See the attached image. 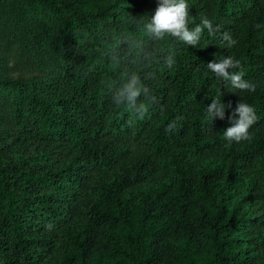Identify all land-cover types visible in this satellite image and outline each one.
I'll list each match as a JSON object with an SVG mask.
<instances>
[{
    "label": "trees",
    "instance_id": "obj_1",
    "mask_svg": "<svg viewBox=\"0 0 264 264\" xmlns=\"http://www.w3.org/2000/svg\"><path fill=\"white\" fill-rule=\"evenodd\" d=\"M186 3L219 26L197 47L151 41L157 0H0V264H264V0ZM225 56L254 92L207 68ZM132 74L143 119L112 100ZM240 101L257 122L229 144Z\"/></svg>",
    "mask_w": 264,
    "mask_h": 264
},
{
    "label": "clouds",
    "instance_id": "obj_2",
    "mask_svg": "<svg viewBox=\"0 0 264 264\" xmlns=\"http://www.w3.org/2000/svg\"><path fill=\"white\" fill-rule=\"evenodd\" d=\"M189 15V6L186 0H157L154 12L147 21L142 22V28L153 42L162 41L165 36H171L193 47H197L201 34L205 29L210 35L219 30V26L213 27L212 22L206 17H201L199 24L189 27ZM222 39L229 48L237 43V40L233 39L227 32L222 34ZM127 43L133 47H140L135 41H128ZM141 53L145 61L150 59V51H144L141 48ZM163 59L165 66L172 68L175 64V53L169 52ZM207 68L217 77L222 78L226 84L230 85V92H232L231 89L255 91V84L244 79L241 61L232 56H225L218 61H210L207 63ZM142 94L147 96L148 89L138 75L132 74L127 77L124 83L114 88L112 100L116 105H126L129 111L134 112L138 118L143 119L148 107L143 102L138 103ZM230 107V103L225 104L221 100L213 99L206 108L210 122L214 118L223 120L225 118V109ZM228 120L231 126L224 130L223 136L229 144L251 139L249 129L257 122V115L253 106L243 101L238 102L228 116ZM175 127V122H172L166 126L165 131L171 132L175 130ZM48 227L51 228V225H48Z\"/></svg>",
    "mask_w": 264,
    "mask_h": 264
}]
</instances>
